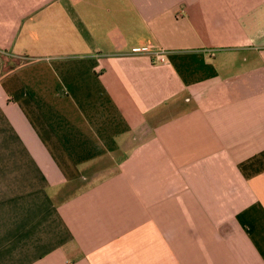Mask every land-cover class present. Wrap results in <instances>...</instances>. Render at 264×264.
<instances>
[{"label": "crops", "instance_id": "obj_1", "mask_svg": "<svg viewBox=\"0 0 264 264\" xmlns=\"http://www.w3.org/2000/svg\"><path fill=\"white\" fill-rule=\"evenodd\" d=\"M0 264H264V0H0Z\"/></svg>", "mask_w": 264, "mask_h": 264}, {"label": "built area", "instance_id": "obj_2", "mask_svg": "<svg viewBox=\"0 0 264 264\" xmlns=\"http://www.w3.org/2000/svg\"><path fill=\"white\" fill-rule=\"evenodd\" d=\"M133 53H149L152 54L158 63H166V52L164 50L154 49L152 46H146L142 48H135Z\"/></svg>", "mask_w": 264, "mask_h": 264}]
</instances>
